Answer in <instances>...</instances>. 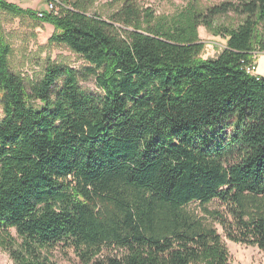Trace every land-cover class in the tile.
<instances>
[{"label":"trees","instance_id":"trees-1","mask_svg":"<svg viewBox=\"0 0 264 264\" xmlns=\"http://www.w3.org/2000/svg\"><path fill=\"white\" fill-rule=\"evenodd\" d=\"M98 1L39 16L0 0L87 63L49 62L27 83L0 18V249L15 264H59L56 250L79 264H231L220 226L264 253V77L247 70L264 53V0L171 16L114 0L108 18L91 13ZM231 13L237 26L217 24ZM201 26L227 41L217 58H202ZM90 78L99 93L82 89Z\"/></svg>","mask_w":264,"mask_h":264},{"label":"rangeland","instance_id":"rangeland-1","mask_svg":"<svg viewBox=\"0 0 264 264\" xmlns=\"http://www.w3.org/2000/svg\"><path fill=\"white\" fill-rule=\"evenodd\" d=\"M9 3L16 4L20 8L30 9L34 13L40 14L48 12L49 3L56 5L57 14L62 12L67 1L73 0H6ZM114 0H99L94 4L91 13H98L104 18H108L117 9ZM140 6L155 12L156 16L173 15L180 10L189 6L193 0H138ZM225 2L237 3L238 0H199L200 8L205 9ZM56 14V13H55ZM5 38L12 48L10 65L12 70L23 76L27 83L40 80L47 68L49 62L58 65L69 66L71 68L82 70L87 63L77 54L72 52L66 46L50 44V39L55 32L54 27L43 19H34L31 16H12L1 12ZM240 17L235 14H229L226 18H219L217 24L224 23L225 26H237ZM199 38L204 44L202 51L203 59L217 58L226 46L227 41L215 36L205 27L199 28ZM254 62L257 65L255 75L264 77V53H255ZM81 87L84 90L99 93L95 78L88 81H82ZM2 108L0 107V117ZM219 205L214 203L209 206L215 209ZM200 213L198 205L190 208ZM222 234L223 240L230 253L231 264H264V253L257 246L237 244L230 241L220 226H217ZM54 260L59 264H79L76 256L72 251L56 250ZM0 264H15L9 254L0 249Z\"/></svg>","mask_w":264,"mask_h":264},{"label":"built area","instance_id":"built-area-1","mask_svg":"<svg viewBox=\"0 0 264 264\" xmlns=\"http://www.w3.org/2000/svg\"><path fill=\"white\" fill-rule=\"evenodd\" d=\"M48 11L57 13L56 6L54 4L49 3ZM39 16H42V14H39ZM256 69H257V66H250L247 68L248 72L254 75H255Z\"/></svg>","mask_w":264,"mask_h":264},{"label":"bare ground","instance_id":"bare-ground-1","mask_svg":"<svg viewBox=\"0 0 264 264\" xmlns=\"http://www.w3.org/2000/svg\"><path fill=\"white\" fill-rule=\"evenodd\" d=\"M52 4V3H51Z\"/></svg>","mask_w":264,"mask_h":264}]
</instances>
